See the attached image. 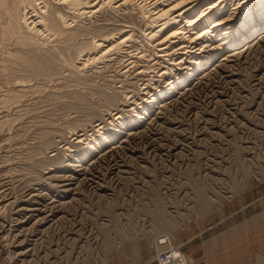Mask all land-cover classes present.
I'll list each match as a JSON object with an SVG mask.
<instances>
[{"label": "rangeland", "instance_id": "374dc122", "mask_svg": "<svg viewBox=\"0 0 264 264\" xmlns=\"http://www.w3.org/2000/svg\"><path fill=\"white\" fill-rule=\"evenodd\" d=\"M1 61L7 76L9 62ZM227 64L226 72L193 89L175 90L161 113L150 112L138 130H129L143 131L115 155L117 176L102 165L95 174L105 175L103 190L81 186L72 204L76 190L65 197L60 190L67 182L47 172L54 150L65 147L63 136L85 123L84 113L58 97L65 88H39L29 79L4 84L23 92L19 106L0 112V121L14 120L0 130V264H158L167 248L188 264H264V48ZM204 187L211 199L201 212L196 192ZM156 198L166 218L177 217L175 227L154 229L145 207L153 208ZM63 203L70 204L60 211ZM33 204L44 213L27 219L23 210Z\"/></svg>", "mask_w": 264, "mask_h": 264}, {"label": "bare ground", "instance_id": "6f19581e", "mask_svg": "<svg viewBox=\"0 0 264 264\" xmlns=\"http://www.w3.org/2000/svg\"><path fill=\"white\" fill-rule=\"evenodd\" d=\"M260 48H264V0H0V60L9 62L7 76L0 67V112L21 103L18 95L23 91L12 93L7 84L29 79L50 89L65 88L58 97H68L65 104L84 113L85 123L63 136L65 147L49 156L54 169L47 173H60V183L67 182L60 190L65 197L76 190L69 199L72 204L81 186L95 183L97 191L103 190L99 181L105 175H96L102 165H108L106 174L117 176L120 165L115 155L143 130L128 131L138 130L150 112L162 107L161 102L173 101L175 90L222 74L229 69L227 62L247 58ZM117 54L127 59L115 61ZM211 64L214 67L206 69ZM199 71L201 75L190 83ZM0 122L1 130L14 120L4 117ZM250 167L246 163L242 169ZM204 188L196 192L201 212L211 199ZM37 204L24 208L30 213L27 219L44 213ZM68 204L57 207L64 211ZM161 206L157 200L153 208L145 207L154 229L175 227L177 217L166 218ZM111 210L105 206V211ZM45 218L36 219L39 223ZM171 255L181 264L189 262L182 254Z\"/></svg>", "mask_w": 264, "mask_h": 264}, {"label": "built area", "instance_id": "2783aa9c", "mask_svg": "<svg viewBox=\"0 0 264 264\" xmlns=\"http://www.w3.org/2000/svg\"><path fill=\"white\" fill-rule=\"evenodd\" d=\"M157 262L158 264H181L180 258L171 255L170 248L160 252Z\"/></svg>", "mask_w": 264, "mask_h": 264}]
</instances>
